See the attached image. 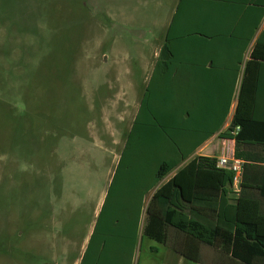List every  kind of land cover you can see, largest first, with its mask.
Listing matches in <instances>:
<instances>
[{"label": "rangeland", "instance_id": "rangeland-1", "mask_svg": "<svg viewBox=\"0 0 264 264\" xmlns=\"http://www.w3.org/2000/svg\"><path fill=\"white\" fill-rule=\"evenodd\" d=\"M121 2L0 0V261L74 264L92 230L156 39L107 19ZM133 264L195 263L171 236L143 239Z\"/></svg>", "mask_w": 264, "mask_h": 264}, {"label": "trees", "instance_id": "trees-1", "mask_svg": "<svg viewBox=\"0 0 264 264\" xmlns=\"http://www.w3.org/2000/svg\"><path fill=\"white\" fill-rule=\"evenodd\" d=\"M252 3L264 6V1ZM177 39L166 38L161 47L79 264H133L137 244L146 238L166 245L171 229L184 238L173 250L192 261H199L204 244L226 264H264V167L257 181L248 176L250 163H264V157L239 150L240 145L264 148V119L257 115L264 30L241 77L237 70H221L226 88L220 109L217 93L191 86L215 70L208 68L209 58H182L174 47ZM190 68L196 72L186 73ZM234 98L233 117L220 135L234 140V155L246 161L236 196L233 172L218 167L217 159L198 156L182 164L221 129Z\"/></svg>", "mask_w": 264, "mask_h": 264}, {"label": "crops", "instance_id": "crops-1", "mask_svg": "<svg viewBox=\"0 0 264 264\" xmlns=\"http://www.w3.org/2000/svg\"><path fill=\"white\" fill-rule=\"evenodd\" d=\"M252 2L253 0H122L121 4L115 7L116 9L112 4L108 6L107 19L113 23L120 22L124 26L154 28L153 37L156 39L152 46V54L143 65L146 76L145 87L151 78L154 65L166 38H179L175 40L174 47L178 49L177 54L186 60H202L208 57L210 60L208 68L215 70L212 74L209 73L203 77L201 82L197 80L191 86L194 91L203 89L208 95L211 92L217 93L218 108L220 109V93L222 90L225 95L226 88L225 83L221 81V70H237L241 77L249 52L256 38L264 30V6L255 5ZM205 38L207 39L204 40ZM190 69V71L186 70V73L196 72L193 68ZM123 72L129 74L131 70L126 67ZM198 72L201 71L198 70ZM210 102L207 100L206 108H209ZM236 102V98H234L221 129L198 146L182 164L198 156L218 159L224 146L234 150V140L224 139L220 133L227 129L231 122ZM257 115L260 119H264V67L261 68ZM239 150L250 154L253 158L264 157V148L261 145H240ZM250 164L251 172L248 173V176L252 181H257L258 173L263 171L264 163L253 161ZM174 172L175 170L169 176ZM250 193L258 197L255 190ZM89 235L82 245L80 255L74 259V264H79ZM171 236L172 245L184 243L183 236L172 229L169 231L168 240ZM203 246L207 245L200 244V258ZM212 249L216 253V264H226L217 250ZM175 253L187 261L201 264L200 259L195 262ZM24 262V260H10L0 261V264H24Z\"/></svg>", "mask_w": 264, "mask_h": 264}, {"label": "built area", "instance_id": "built-area-1", "mask_svg": "<svg viewBox=\"0 0 264 264\" xmlns=\"http://www.w3.org/2000/svg\"><path fill=\"white\" fill-rule=\"evenodd\" d=\"M236 130H238V127L236 128ZM217 160L218 167H227L233 172L231 188L233 193L237 195L240 190V183L246 161L244 159L236 157L234 155V150L228 146L223 147L222 154Z\"/></svg>", "mask_w": 264, "mask_h": 264}]
</instances>
